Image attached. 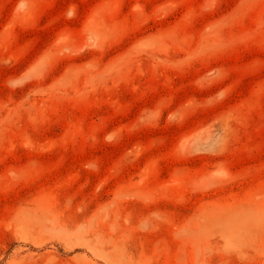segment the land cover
<instances>
[{
	"label": "rangeland",
	"instance_id": "374dc122",
	"mask_svg": "<svg viewBox=\"0 0 264 264\" xmlns=\"http://www.w3.org/2000/svg\"><path fill=\"white\" fill-rule=\"evenodd\" d=\"M0 264H264V0H0Z\"/></svg>",
	"mask_w": 264,
	"mask_h": 264
}]
</instances>
